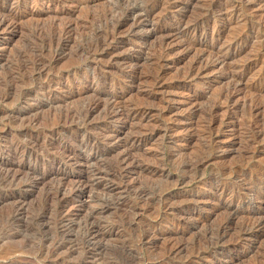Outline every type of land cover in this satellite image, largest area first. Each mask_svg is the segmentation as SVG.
Wrapping results in <instances>:
<instances>
[{"label":"rangeland","instance_id":"374dc122","mask_svg":"<svg viewBox=\"0 0 264 264\" xmlns=\"http://www.w3.org/2000/svg\"><path fill=\"white\" fill-rule=\"evenodd\" d=\"M0 20V264H264V0Z\"/></svg>","mask_w":264,"mask_h":264},{"label":"bare ground","instance_id":"6f19581e","mask_svg":"<svg viewBox=\"0 0 264 264\" xmlns=\"http://www.w3.org/2000/svg\"><path fill=\"white\" fill-rule=\"evenodd\" d=\"M156 4V3H155ZM221 13V12H220ZM6 20V19H5ZM4 21V20H3ZM0 22H2L1 20H0ZM2 24V23H1ZM4 24V23H3ZM189 29V28H188ZM187 32V31H186ZM245 41V40H244ZM200 43V42H199ZM262 47V46H261ZM260 47V48H261ZM198 49V48H197ZM199 53V52H198ZM203 55V54H202ZM202 57H199L194 63L198 66V68L200 67L199 66V62L201 63V61H200V59H201ZM203 59V58H202ZM24 64V63H23ZM195 67V66H194ZM192 69H193V67H192ZM191 69V70H192ZM189 70V69H188ZM190 70V71H191ZM39 71V70H38ZM191 72H193V71H191ZM227 91V90H226ZM229 93V92H228ZM254 94V93H253ZM102 101V100H101ZM93 102V101H92ZM98 105V104H97ZM102 105V104H101ZM100 106V105H99ZM103 106V105H102ZM112 106V105H111ZM114 106V105H113ZM94 107H96V105L94 106ZM115 107V106H114ZM117 107V106H116ZM88 108V107H87ZM98 108V107H97ZM110 108V107H109ZM143 108V107H142ZM124 109V108H123ZM258 108L256 107L255 108V110H257ZM94 109H88V112H87V110L85 111V112H87V113H90V112H92ZM107 110H108V108H107ZM138 111V110H137ZM83 112V111H82ZM84 112V113H85ZM145 112V111H144ZM88 115V114H87ZM69 118V117H68ZM258 125V124H257ZM254 140V139H253ZM86 141V140H85ZM83 145V144H82ZM85 146H87V145H85ZM80 148V147H79ZM84 149V148H83ZM86 149V148H85ZM1 171V170H0ZM7 172H8V170H7ZM4 173V172H3ZM8 174V173H7ZM9 174L11 175L10 177H13L14 178V174H11L10 172H9ZM258 174V173H257ZM3 176V175H2ZM5 176V175H4ZM3 176V177H4ZM18 177V176H17ZM120 177V176H119ZM6 178V177H5ZM12 178V179H13ZM24 178V177H23ZM22 178V179H23ZM18 179V178H17ZM87 179V178H86ZM61 181V180H60ZM63 182V181H62ZM80 182V181H79ZM81 183V182H80ZM78 185V184H77ZM82 186L83 187H87V185H86V183L83 185H81V189H82ZM88 189L91 187V185L90 184H88ZM82 191V190H81ZM90 192V191H89ZM138 194V193H137ZM254 195V194H253ZM53 196V195H52ZM89 218V217H88ZM86 222V221H85ZM90 224V223H89ZM254 224H255V222H254ZM257 224V223H256ZM260 224L261 223H259L258 224V226H260ZM264 224V223H263ZM262 225V224H261ZM91 227V226H90ZM258 228V227H257ZM261 228H262V226H261ZM86 229V228H85ZM90 230H92V235H90V236H94V238L95 237H98V239H100V238H103V235L102 234H100V229L98 228V229H96V227H92V229H90ZM87 232V231H86ZM102 232V231H101ZM91 233V232H90ZM84 238V237H83ZM88 238V237H87ZM93 238V239H94ZM92 240V239H91ZM96 240V239H95ZM97 241V240H96ZM90 242V241H89ZM92 242H94V241H92ZM92 244V243H91ZM69 246V245H68ZM190 250V249H189ZM95 259V258H94ZM92 261V260H91ZM135 263V259H133V258H131V260H128V261H124V262H122L121 264H134Z\"/></svg>","mask_w":264,"mask_h":264}]
</instances>
